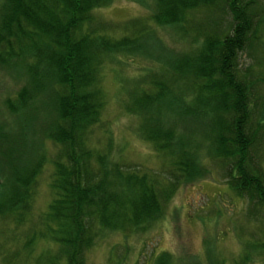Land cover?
<instances>
[{
  "label": "trees",
  "instance_id": "trees-1",
  "mask_svg": "<svg viewBox=\"0 0 264 264\" xmlns=\"http://www.w3.org/2000/svg\"><path fill=\"white\" fill-rule=\"evenodd\" d=\"M149 1L153 23L169 28L185 48L176 61H163L161 69L133 84L123 104L161 158L158 173L111 162L105 153L111 140L104 152L88 144L102 123L106 59L136 52L149 24L139 19L102 25L93 12L111 0H4L0 7V67L18 70L25 81L7 98L6 108L16 116L24 110L33 115L43 105L55 109L51 131L42 136L57 153L51 184L55 197L39 217L42 229L37 233L56 248L36 263L87 264L86 255L102 231L120 232L126 239L145 234L163 219L178 187L202 177L198 162L203 153L211 165L223 167L230 191L248 201L246 222L255 219L259 225V232L250 231L256 238L248 237L237 264L249 261L251 250L260 251L264 264V105L258 90L264 86V68L257 74L253 67L241 70L239 65L247 49L264 54V0ZM137 25L136 39L100 35L114 29L128 35ZM262 65L259 59L256 67ZM187 110L214 126V134L191 126L198 123L185 120ZM19 137L7 143V152L0 151L13 155L9 157L16 163L22 161ZM10 171L13 180L7 178L0 212L7 211L13 225H19L28 220L20 205L30 207L28 197H21L23 185L35 173L26 167L22 178L23 166L17 164ZM154 264H170L169 253H159Z\"/></svg>",
  "mask_w": 264,
  "mask_h": 264
},
{
  "label": "rangeland",
  "instance_id": "rangeland-1",
  "mask_svg": "<svg viewBox=\"0 0 264 264\" xmlns=\"http://www.w3.org/2000/svg\"><path fill=\"white\" fill-rule=\"evenodd\" d=\"M3 1L0 0V7ZM152 6L149 0H111L108 6L93 12L102 25H119L139 19L149 25L147 31L142 32L147 33L146 37H142L144 40L135 46L139 47L136 52L124 51L113 59H106L101 73L102 123L94 128L88 144L104 152L111 140V149L105 152L111 162L158 173L161 158L157 157L153 146L142 138L136 119L131 117L130 112L126 114L123 108L133 84L161 69L163 61H176L178 53L185 49L172 36L169 28L163 29L153 23ZM137 31H141L138 25L128 35L119 29L105 30L100 35L110 39H136L139 37ZM253 50L241 53L239 65L241 70L253 67L258 74L264 67L257 68L256 65L259 59L264 64V54L259 56ZM121 81L124 84L122 89L119 87ZM24 84L18 70L0 67V151L7 152V143H13L15 135H20L22 159L16 163L10 158L14 157L10 153H0V198L8 190L7 178L13 180L10 174L12 166H23L22 178L26 167L29 172L35 173L31 178L28 176L22 193L20 189L18 191L30 202L29 211L23 204L20 205L28 220L25 218L19 225H13V216L5 210L0 212V264H35L39 257L53 254L56 248L47 236L40 238L37 233L42 229L39 217L48 211L55 197L51 184L52 165L57 160V153L51 142L44 141L42 137L48 129L51 131L49 122L55 109L51 105H46L45 109L43 105L33 115L24 110L23 116H16L14 110L8 111L5 106L7 98L13 97ZM258 90L264 105V86ZM183 117L191 119V123H198L191 126L203 127L202 130L209 136L214 134L215 127L200 121L195 111L187 110ZM25 120L27 122L22 125ZM261 121L264 123V107ZM21 126H28L27 132ZM201 155L203 158L198 164H201L199 171L202 177L178 187L166 205L162 220L153 224L145 234L127 239L120 232L102 231L86 255L87 264H154L155 256L162 252L169 253L170 264H237L246 250L248 237L253 235L256 238L250 231L259 232V225L255 219L246 222L248 201L230 191L223 167L211 165L210 157L206 159L203 153ZM32 159L36 160L35 165L30 164ZM261 162L264 170V156ZM35 168L38 170L33 171ZM32 230L36 236L31 235ZM251 253L252 258L245 264H263L259 250H251Z\"/></svg>",
  "mask_w": 264,
  "mask_h": 264
}]
</instances>
